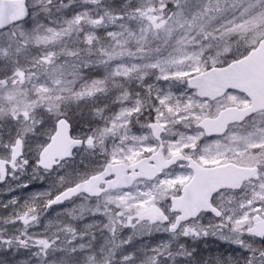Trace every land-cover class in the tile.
<instances>
[{
    "label": "snow or ice",
    "instance_id": "1",
    "mask_svg": "<svg viewBox=\"0 0 264 264\" xmlns=\"http://www.w3.org/2000/svg\"><path fill=\"white\" fill-rule=\"evenodd\" d=\"M28 168L0 264H264V0H0V183Z\"/></svg>",
    "mask_w": 264,
    "mask_h": 264
},
{
    "label": "flooded vegetation",
    "instance_id": "2",
    "mask_svg": "<svg viewBox=\"0 0 264 264\" xmlns=\"http://www.w3.org/2000/svg\"><path fill=\"white\" fill-rule=\"evenodd\" d=\"M11 171V170H9ZM18 174H21L22 171L19 169L15 172ZM13 173L9 175L8 179L4 183H0V205L8 204L9 207L7 209L0 208V214L7 215L9 212L13 210V206L11 203H9L14 197H20L21 200L24 199V193L22 194L19 190H8V184L10 183V178H12ZM18 182L11 183V188H15L14 185H17ZM37 185V184H36ZM5 227V225L0 224V228ZM163 236L158 237L159 239H163ZM158 242V241H157ZM180 242H185V247L188 250L195 249V257L197 260H199L202 264V262L208 258L209 256L215 255L218 251H223L224 249L228 248V245L222 244V242L215 241L213 238H207V239H188L187 241H184V238H179L177 241H173L171 245V251L173 253L180 251L178 244ZM225 255H227V252H224ZM180 257H175V259L169 258L168 264H177V262L180 260ZM211 264V262H210Z\"/></svg>",
    "mask_w": 264,
    "mask_h": 264
},
{
    "label": "rangeland",
    "instance_id": "3",
    "mask_svg": "<svg viewBox=\"0 0 264 264\" xmlns=\"http://www.w3.org/2000/svg\"><path fill=\"white\" fill-rule=\"evenodd\" d=\"M132 87H135V84H133ZM77 118H79V117H77ZM13 176L18 177V179H14ZM13 176L9 180L10 183L8 184V187H7L8 190H19L22 194L24 193V196H25L26 195V192H25V190H23V189L20 188V185L21 184H23L25 182H29L30 183V188L27 190V192H32V191H34V190H36V189H38V188L41 187V185L39 184V182L31 181L32 172H31V169L30 168L22 171L21 174L13 173ZM12 182L13 183L18 182L17 185H14L15 188H11V183ZM62 218L63 219H67L66 216L65 217H62Z\"/></svg>",
    "mask_w": 264,
    "mask_h": 264
}]
</instances>
